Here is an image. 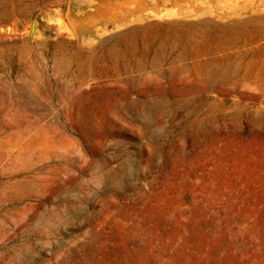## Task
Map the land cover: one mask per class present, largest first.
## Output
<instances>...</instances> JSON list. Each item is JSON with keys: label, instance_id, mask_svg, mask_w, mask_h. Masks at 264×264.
<instances>
[{"label": "rangeland", "instance_id": "1", "mask_svg": "<svg viewBox=\"0 0 264 264\" xmlns=\"http://www.w3.org/2000/svg\"><path fill=\"white\" fill-rule=\"evenodd\" d=\"M0 264H264V0H0Z\"/></svg>", "mask_w": 264, "mask_h": 264}, {"label": "bare ground", "instance_id": "2", "mask_svg": "<svg viewBox=\"0 0 264 264\" xmlns=\"http://www.w3.org/2000/svg\"><path fill=\"white\" fill-rule=\"evenodd\" d=\"M66 29V28H65ZM63 33V32H62ZM64 33H65V31H64ZM72 37H73V35H72Z\"/></svg>", "mask_w": 264, "mask_h": 264}]
</instances>
